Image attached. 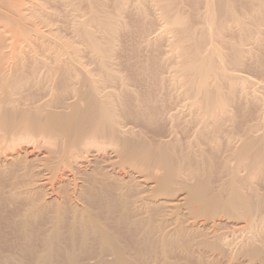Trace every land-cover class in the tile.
I'll return each instance as SVG.
<instances>
[{"label": "bare ground", "instance_id": "1", "mask_svg": "<svg viewBox=\"0 0 264 264\" xmlns=\"http://www.w3.org/2000/svg\"><path fill=\"white\" fill-rule=\"evenodd\" d=\"M236 1L0 0V201L17 203L15 224L22 229L51 210L48 234L41 238V258L59 247L63 225L77 231L70 233L76 234L68 239L71 245L76 239L96 235L99 257L104 252L118 264H126L127 256L139 259L147 252H153L154 257L148 259L154 261L158 244L173 242L174 237L180 239L175 244L186 248H199L208 239L215 249L209 255L212 261L220 260L219 245L229 248L230 239L238 234L245 233L239 243L241 252L255 243L259 229H264V200L255 182L264 173V138L258 149L256 124L252 123L243 126L247 130L241 136H232L234 131L226 134L227 123H234L233 117L225 118L229 108L221 84L231 94L251 84L252 79L249 82L239 69L256 54L249 44L260 43L264 0H239L247 5L246 14H239ZM124 17L130 20L123 22ZM126 29L137 36L134 43L146 49L156 53L159 46L166 47L159 55L141 54L144 58H137L136 64L131 59L134 65L126 60L130 56L124 58L131 78L122 74L125 67L118 57L123 38L119 36L129 33ZM68 35L84 48L67 41ZM123 47L122 52L131 49ZM136 50H129L128 55H136ZM184 111L194 124L196 149L190 153L180 146L176 157L181 143L171 138L185 125L180 123ZM125 115H149L155 123V118L168 119V143L140 140L133 126L124 122ZM186 138L190 142L192 137ZM221 145L224 162L221 156L217 175L225 180L217 178V185L218 192L226 189L230 193L226 200L213 195V181L203 177ZM143 172L142 176L135 174ZM115 200L131 214L133 226L143 230L136 234L137 241L151 248L131 250L137 258L118 248L108 232L107 214ZM158 210L175 215L167 222L162 217L158 226ZM101 211H106V219L99 216ZM154 216L156 225L150 228L145 222ZM179 216L190 229H180ZM216 216L230 221L222 223ZM199 217L204 219L198 221Z\"/></svg>", "mask_w": 264, "mask_h": 264}, {"label": "rangeland", "instance_id": "2", "mask_svg": "<svg viewBox=\"0 0 264 264\" xmlns=\"http://www.w3.org/2000/svg\"><path fill=\"white\" fill-rule=\"evenodd\" d=\"M236 2L237 3L235 5V7L237 6L236 8L240 10L239 11V10L236 9L237 13L239 11V14H241L242 12H243L242 14H246L247 11L245 12V10L247 9V5H245V3L239 2V0L236 1ZM185 8H184V11L187 10ZM241 10H243V11H241ZM244 16L246 17L248 15H244ZM125 18L126 17L123 18L124 19L123 22L124 21L128 22L127 20H130V19H127V18L125 20ZM189 20L192 21L190 18H189ZM59 22L61 24L60 23H58V24L59 25H62V22L63 21L62 22L59 21ZM153 23L157 27V25L155 24L156 21L155 22L153 21ZM63 24H64V22H63ZM155 28L152 29L150 27V31L155 30ZM157 28L159 29V26ZM262 28H263L262 29L263 32L260 31V35H259L260 36L259 37V40H260V43L259 44L260 45L257 44L258 45L257 46L255 44L254 45H250L249 44V47L250 48H253L254 50H256V51H254L252 49V52L254 51L253 54L254 53H256V54H254V55H252L250 57H253L254 59H256V58L258 59V57H259V59L262 58L263 61L260 60V63H261L260 64L259 63V59H258V63H255L257 61V59L254 62L253 59H251L250 57H248V60L245 59V61H244V63L248 61L247 64L245 63L246 66L245 65H244L245 67L244 66L243 67L241 66L240 69H239L240 73L242 75H244L246 77V79L249 80V82L252 79L251 84L250 85L249 84L245 85L244 86L245 90H244V88L243 89L240 88L242 90V92H241V90L239 88H237L238 90L236 89V91L233 92L232 94L228 90L226 84L225 85L224 84H221L222 92L224 93V95L222 93L223 100H226V101L228 100L227 102H228V106L229 107L227 106V108H229V109H227V111L230 112V113L227 112V117H225V118H228L229 116H231L230 119H232V117H233L232 120H233V123H234V124L232 123L233 126H230L231 125L230 122L227 123V125L230 124L229 125L230 128L227 125L225 126L226 128H224V130L226 131V134L227 135H229V134L231 135L232 132L234 131L233 134H232V136L234 135V137H236V136H238L239 133H240L239 136H241L242 134L245 133V129L247 128V126H249L250 123H252L251 125H253V126L256 124L255 125V131H257V132H255L256 135L254 133L253 134L256 136L255 138L258 139L256 141L257 144H258L257 145L258 149H261L262 148L261 147V144H259L260 143L259 140L264 138V57H263L264 56L263 55L264 54V44H263L264 43V24H263ZM126 31H128V29H126ZM131 35H132L133 38L131 37ZM131 35H130V32L127 33V34H126V32H122V35L120 34V36H119L120 38L123 37L124 39L126 37H128L127 39L130 41V42H128L126 39L123 40V41H121L123 38H121V40H120V44L122 43L120 45L119 56H118L119 57L120 64L121 63H124V61H123V60H125L124 58H126V57L128 58L129 56L130 57L128 59H126V60H129L130 59L129 60V63H128L129 66H130V62L132 60H134V62L136 64V62H138L139 59L141 58V56L144 55V54H145V56H148L147 54H149L148 57H151V56H153L151 52H153V54L156 55V53L158 51H160V53L164 51V50L162 51V47L163 48L165 47L164 44H163L164 46L161 45V44H159V45H161V47L159 46V48H161V50H159V48H158L157 51H156V53L154 52L155 50L154 51L152 50V48L150 49V48L147 47L148 49H146V48H144V46H142L143 44L138 43V44L141 45V47H140V45L137 44L138 41L136 43H134L136 40H138L137 39V36L134 37L132 33H131ZM68 36H66V38L64 36V39L66 40L67 37H68L67 41L69 40L72 45L74 44L75 47H78L79 49H83L84 48V46H82V43L79 42L80 43V45H79L78 44V41H76L75 38H72L70 35H68ZM70 37L72 38L71 40H70ZM125 41L127 42V44L125 43ZM128 43H129V45H128ZM123 44H124V47H123ZM131 44H132V46L135 45L134 46V49L131 48L132 47ZM126 45H127V47H126ZM81 46L83 48H81ZM121 46L124 49L128 48V46L129 47L131 46L130 48L132 50H136L138 47H140V48L137 49L138 51L136 50L138 52V53L136 52V55L138 56V54H140L139 55L140 57L139 56L138 57H135L136 55H134V54L132 56H131V54L128 55L129 52L131 53V51H129L131 49H129V48H128V50L126 49V51L123 50V52H122V49H121L122 47ZM136 46H138V47L135 48ZM156 46L158 47V44H156ZM156 46L153 47V49H156ZM252 46H255V47H252ZM142 48H144V49L142 51H139V49H142ZM164 49H166V47ZM72 50L73 49H70L69 48L68 51H72ZM150 50H152V51H150ZM144 52H147V53H144ZM122 53H124V54H122ZM150 53H151V56H150ZM120 54H121L122 57L120 56ZM257 54L258 55L260 54V55L258 57H255V55L257 56ZM155 55H154V57H157ZM157 55H159V52H158ZM120 58H123V59H120ZM137 58H138V61H137ZM142 58H144V56H142ZM249 61H250L251 64L249 63ZM127 62L128 61H125L124 65H123L125 68L128 66V65L126 66ZM134 62L133 63L131 62V64L134 65ZM125 68H124V70H125ZM121 69H123V67ZM242 69L244 70V72H243ZM256 69H258V70H256ZM124 70H122V72H123L122 74L124 76L126 75V77H127L129 75L128 77H130V78L133 77V74L131 72V69H129V67L126 68L125 72H124ZM253 83H254V85H252ZM252 92H253V94H252ZM249 94H251V95H249ZM253 95H256V96H253ZM184 112H183V114H181L183 117L180 115L181 116L180 123L182 122L185 125L182 126V125H179V123H178V125L179 126H182V127H180L181 129L178 130L179 132L176 135L174 134L175 136L173 135V138H171L173 141L176 139L177 141H179V144L181 143V145H179V148H176V150H175L176 157L178 155L177 154L178 153L177 150H179L181 148H182L181 151L183 149H186L190 153L194 149H196V148H194V146L196 145L195 144L196 142L194 140H196V138L192 134L193 133L192 130H194V128H193V125L194 124L190 121L191 119L188 117L189 115H188L187 111H184ZM185 116L189 120H187L185 118ZM126 117L127 116L125 115V118ZM133 117H134V115H133ZM133 117H132V115L129 116V117H127L126 120L124 119L125 120L124 122L127 121L126 123H128V125H130V127L133 126L132 127L133 132L135 130L137 131V132L136 131L134 132L136 134L137 138L140 136L141 137V138L139 137L140 140H143L144 142L146 141L148 143H151V142L152 143H156L157 141H165L166 143H168L169 137H167L168 136L167 133H169L168 131L170 129V124H169L170 121L168 119H163V118L160 119L159 118L160 119L159 120V119L155 118L156 121H157L155 123V122H153V121H155L154 120V117H151L150 119L147 118V117H150L149 115L147 117L145 116V118H147V119H145L143 116H141L142 118H139L140 115L134 117L136 119L139 118L137 120L134 119ZM182 118L185 119V121ZM254 118H256V119H254ZM251 119H252V121H251ZM145 120H147V121H145ZM148 120H150V121H148ZM166 120H168V121H166ZM186 120H187V123H185ZM138 122H140V123H138ZM189 122H191V124H189ZM247 123H248V125H247ZM139 124H140V126H139ZM187 124L189 126L193 124L192 127L190 126L191 129H190V127ZM186 125L188 126L187 128L185 127ZM245 125H246V128L243 127ZM179 126H178V128H179ZM183 127H185V128H183ZM185 129H187L188 131L185 130ZM189 129L192 132L189 131ZM229 129H231V130L232 129H235V130H232L231 131ZM139 130H140L141 133L138 132ZM228 131L230 133H228ZM181 134H183L184 137ZM187 134H188V136H187ZM191 134H192V136H191ZM177 135H178V137H177ZM174 137H175V139H174ZM186 137H188V138L189 137L190 138L192 137L191 138L192 140L190 139V142H189V139H187ZM183 138L185 140H183ZM172 140L169 141V143L172 142ZM187 141H188V146H187ZM191 141H192V143L193 142L194 143L192 144ZM222 142H225V141H222ZM182 143L186 144V146L184 144H182ZM190 143H191V145H190ZM224 145H221L222 148H220V150H218L220 152H217L218 153L217 156L215 154L214 158L215 157L217 158V159L215 158L216 161L212 157V160L211 161L213 162V165L211 166L210 170L204 172V174H203V177L204 178H208L211 181H213V182H211L213 184L210 185L211 186V190H210L211 193L213 195L215 193L216 194H220V198L222 200H226V199H228L230 197V193L226 189H223L220 192H218L219 187L217 185V181H218L217 178H220L221 177L223 180H225V178L223 177L222 174H218L217 175V173H220V171H221V167L220 166L222 165V162H221V160L219 158H221V156H222L221 154L224 153L223 152L225 150L223 148ZM180 146H181V148H180ZM206 149L207 148L205 147L204 152H206ZM208 152L210 153V150L207 151V153H206L207 156L209 155ZM221 159L223 161V156H222ZM219 162H220V164H219ZM244 171L241 172V175L242 176H244L246 174V171L245 172ZM215 173H216V175L218 177L216 175H213ZM135 174L136 175H139V176H142V174L145 175L144 172L141 173V174H137V173H135ZM214 176H215V178H214ZM255 182H256L257 192L260 194L258 196H259V198H261L262 200H264V173L261 174V175H259V178H256ZM0 184H1V182H0ZM2 195H3V193L0 195V199H2L1 198ZM210 196H212V195H210ZM7 201H6V199H3V200L0 201V264H118L117 261L109 260L110 257L108 258L107 255L105 256L104 252H102L104 257L103 256H102L103 258L102 257H99V253H100V250L101 249H100V246H99V244L97 242L96 235L95 236H92L91 235L86 240L76 239L75 242H73V245H71L70 244V241L68 239L71 238L72 235H76L77 234V231L70 230V228H68L66 225H63L62 232L60 230V235H58V239L60 241L59 244H58L59 247L57 249H55L56 248V246H55L54 247V250L52 252H49L45 257L41 258V255L40 254L42 253L41 250L43 248L42 246L44 245V244H42L43 242H41V238H42V236L44 234H48L46 232L49 229V225H47L46 222L48 220V216H51L52 215L51 214V210H48V212H46V213H41V214L37 215L36 217H34L30 221V224L31 225L29 227H27L26 229H22L21 228L22 227L21 224H17V225L15 224V222L18 221V218H19V211H18V205H17V203L16 204L15 203H11V202L9 203ZM4 203L7 205V207H6V205ZM124 208L125 207L120 202H118V201L115 200V202L113 203V206H112L111 210L109 211V214H107V216L109 218L111 217V219H109L107 216H105L106 211L99 212V216L102 217V218L104 216L103 219H106V217H107V219L109 220V223H108L107 220L105 221V223H108V224H106V225H108L107 227L109 228L108 232L111 233L112 236H114L116 238V246L118 248H120V249L122 248V250L124 252H129L130 251L129 253L131 255H133L135 258H137L136 255H135V253H132V252L133 251L134 252H137V250L138 251L139 250H141V251L143 250L142 252H144L145 247H147V243L143 242L144 245L146 244V246H144L142 242L137 241V239H138V236L137 235L140 234V231L143 234V230H140L139 228L133 226V224L131 223L132 220H133L131 218V214L129 212H125L126 210ZM159 210H158V213L160 214ZM160 215H158V223H159L158 226L160 225V222H161L162 217L163 218L165 217L164 220L166 221V220H170L171 219L170 217L173 218L175 214L170 215V214H166L165 213V214H160ZM166 215L167 216L170 215L169 216V219L167 218ZM216 217H214V218L215 219H221L222 220V223H224L225 220L227 219V218H225V216H216ZM179 218H181V217L179 216ZM203 219L204 218H200V217L197 218L198 221H202ZM183 220L184 219L181 218V221H179L180 222V225H182L180 227V229L182 227L183 228L190 227V225L187 224L185 221L183 223ZM128 221H130V223ZM226 221H230V220H226ZM231 222H232V220H231ZM145 223H148V225L150 226V228H153V226L156 225L155 216H154L153 219L147 220ZM184 226H186V227H184ZM188 229H190V228H188ZM71 232H74L76 234H70ZM258 233L259 234L256 237V241H254L255 243L252 246L248 247L244 252H241L240 244L239 243L242 242L241 239L244 238L243 236L245 235V233L240 234V235L238 234L239 236L237 235L236 237H232L231 238L232 240L229 238L230 239L229 242L231 243V244L228 243V247L230 246L229 248H227V246H221V245H219L221 247V249L219 248V250H218L217 248L219 246H217L216 247V249H217L216 252H218V255L220 256V258H218V259H220V260L217 261V259H216L215 260L216 262L209 259V255L212 253V250L215 251V249H212V246L210 245V243H212V242H210L208 239H205L206 241L204 240L205 243L202 240L203 241V243H202L203 245L201 244V246L199 248H198V246H192L191 248L182 247V246H185V245L180 244V242L177 244V242H176V244L178 245V247L181 246L184 249L183 250L182 248H178V247L176 248L177 245L175 244V239L177 241V239H178L177 237H174L175 239H172V240H174L173 242L172 241L168 242L167 243L168 245L167 244L163 245L165 247H163L162 245L159 246V244H158L157 249L152 248V250L154 249V250L158 251V254H157L158 258L157 259H158L159 262L157 261L156 258H153V259H154V261L157 262V264H164V263L166 264V262H167V264H170V263L171 264H218L219 261H220L219 264H225V263L226 264H260V263H257V262H260V260H261V262L263 261L261 264H264V229H262V231H261V229H259ZM179 240L180 239H178V241ZM196 240H198V239H196ZM173 243L175 244V246L173 245ZM181 243H183L182 240H181ZM45 245L47 246V242H45ZM53 245H54V243H53ZM55 245H57V244H55ZM225 247H226V250H225ZM148 248H149V250H151L150 247H147V249ZM165 248H167V249H165ZM192 248L195 249V250H192ZM162 249H165L164 250V253H162ZM175 249L177 251H175ZM181 249L183 251H180L181 252L180 253L179 250H181ZM131 250H132V252H131ZM197 251H199V252H197ZM247 252H249V254H247ZM147 253L148 254L143 253L144 254L143 255L144 257L141 256L142 258H139V259L138 258L137 259H134L133 257L127 256V263L126 264H156V262H154L153 260L148 259V257L151 258V259H152V257H154V255L151 254L153 252H151V253L147 252ZM162 258H164V260ZM160 259H162V260H160ZM257 259L259 261H257Z\"/></svg>", "mask_w": 264, "mask_h": 264}]
</instances>
